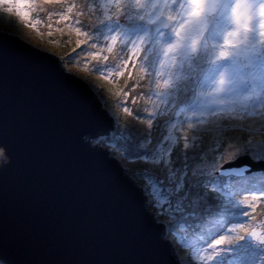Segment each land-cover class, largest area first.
I'll return each instance as SVG.
<instances>
[{
	"label": "snow or ice",
	"instance_id": "1",
	"mask_svg": "<svg viewBox=\"0 0 264 264\" xmlns=\"http://www.w3.org/2000/svg\"><path fill=\"white\" fill-rule=\"evenodd\" d=\"M32 3L63 7V0H0V10L26 18L30 12L22 9ZM84 7L96 17L84 25L92 35L83 33L101 46L92 53L94 59L108 61L105 47L113 53L117 43L120 53L127 52L120 64L97 63L94 71L104 73L114 66L123 75L129 63L135 68L139 62L141 79H148L149 94L159 101L141 120L145 128L126 123L117 140L107 133L89 138L109 153L119 150L145 165L144 182L137 187L152 219L164 225L175 264H182L181 246L189 253V264H264V222L246 226L235 219L255 221L251 213L264 201V168L253 170V165H264V0H102ZM61 18L69 16L61 13ZM76 32L81 34V28ZM119 58L117 53L113 60ZM41 74L39 69L29 74L30 92L42 87ZM8 75L6 53L0 51V264H123L30 258L25 249L32 229L10 232L7 176L14 166L9 137L15 127L7 108ZM80 79L105 107L103 91ZM170 106L179 110L169 111ZM124 112L133 115L127 107ZM166 112L167 135L158 138L154 121L159 124ZM134 115L140 120L145 114ZM117 124L113 118V131ZM209 132L215 133L211 140L206 139ZM245 156L250 164L234 166ZM75 197L71 182L50 180L44 189L49 220L59 223Z\"/></svg>",
	"mask_w": 264,
	"mask_h": 264
},
{
	"label": "water",
	"instance_id": "2",
	"mask_svg": "<svg viewBox=\"0 0 264 264\" xmlns=\"http://www.w3.org/2000/svg\"><path fill=\"white\" fill-rule=\"evenodd\" d=\"M0 51L7 57V108L15 127L9 137L15 157L7 176L8 223L10 232L32 229L25 254L40 260L175 264L164 225L146 210L140 188L106 149L87 140L113 128L94 93L69 76L57 56L16 35L0 31ZM35 69L42 72V87L30 92ZM243 161L251 163L245 156L234 166ZM262 168L253 165L254 171ZM50 180L69 181L76 189L59 223L48 218L44 189Z\"/></svg>",
	"mask_w": 264,
	"mask_h": 264
},
{
	"label": "rangeland",
	"instance_id": "3",
	"mask_svg": "<svg viewBox=\"0 0 264 264\" xmlns=\"http://www.w3.org/2000/svg\"><path fill=\"white\" fill-rule=\"evenodd\" d=\"M12 2L15 3L16 0H12ZM99 2H102V0H63V7L60 5H42L41 7H37L36 3H32L30 7L22 9V12H30V17L26 18L16 15L15 12L9 16L0 10V31L16 35L20 40L28 44L42 51L54 54L60 60L61 66L64 67L65 71L79 78H83L84 81L91 82L103 91L104 95L107 97V105L105 107L111 109V112H108V114L112 116V119L114 118L118 121L115 131L111 128L112 130L108 134L113 140H117V138L121 136V128L126 123L134 124L141 129L145 128L146 124L142 123L141 120L147 119L146 113L152 110L153 102L159 103V101H157L155 97L150 96L148 79H141L139 62H137L135 68L129 63L128 70L124 71L123 75H117L118 70L114 66L110 67L104 73L94 71V66L97 63L114 65L120 64L121 59H127L126 51L120 53L119 43H117L113 53H107L105 47L103 54L109 56L108 61H103V59L97 61L92 55L93 52L101 51V46L94 45L93 42L89 40L88 36L83 35L84 32H88L89 36L92 35L90 29L84 25L93 23L96 19L95 15H91L89 9L84 7V5L88 4L94 6L95 3ZM73 4L75 7H73L71 13H68L67 8ZM61 13L68 15L69 19H62ZM81 13H83V15H81ZM77 20L82 21L83 25L77 24ZM77 27L81 28V34L79 35L76 32ZM79 41H85V44H79ZM73 51H75V55H72ZM117 53L120 54V58L113 60V57H115ZM129 71H131V77H129ZM133 85L136 86L133 87ZM124 101H127V103L124 104ZM124 107H127L129 112L133 113V115L125 113ZM161 108H163V105H161ZM172 110L178 111L179 109L170 106L169 111ZM137 112L144 113L145 115L138 120L134 115ZM168 114L169 113L166 112L165 115L160 117L159 124L154 121V126L157 128L154 135L158 138H162V135H167L168 125L165 121L167 120ZM238 134L239 133H237V135ZM214 135L215 134H212V137H214ZM245 135H247V133H245ZM87 140L91 141L89 138H87ZM92 144L95 145L94 143ZM99 147L105 150L104 145ZM108 147H115V144L108 143ZM109 154L119 162L125 174H127L136 185L137 183L144 182V164L134 159H126L124 154L119 150ZM245 164H249V162L243 161L239 166H244ZM149 171H151V169H149ZM237 198L243 199V196ZM251 215L256 217L255 221L247 220L243 216H237L235 219L238 222L245 223L246 226L252 225L261 227L262 222H264V201L258 204L256 211L251 213ZM229 227H231V224H229ZM178 255L182 260V264H189V253L186 247L181 246Z\"/></svg>",
	"mask_w": 264,
	"mask_h": 264
},
{
	"label": "trees",
	"instance_id": "4",
	"mask_svg": "<svg viewBox=\"0 0 264 264\" xmlns=\"http://www.w3.org/2000/svg\"><path fill=\"white\" fill-rule=\"evenodd\" d=\"M66 55H67V53H66ZM65 55V56H66ZM212 134H215V133H212V132H209V133H207L206 134V139H208V140H211L213 137H212ZM214 137H215V135H214Z\"/></svg>",
	"mask_w": 264,
	"mask_h": 264
},
{
	"label": "bare ground",
	"instance_id": "5",
	"mask_svg": "<svg viewBox=\"0 0 264 264\" xmlns=\"http://www.w3.org/2000/svg\"><path fill=\"white\" fill-rule=\"evenodd\" d=\"M92 92L94 93V90H92ZM95 96H96V95H95ZM96 97H97V96H96ZM98 99H99V98L97 97V101H98Z\"/></svg>",
	"mask_w": 264,
	"mask_h": 264
}]
</instances>
